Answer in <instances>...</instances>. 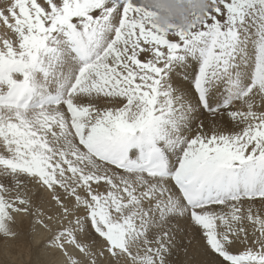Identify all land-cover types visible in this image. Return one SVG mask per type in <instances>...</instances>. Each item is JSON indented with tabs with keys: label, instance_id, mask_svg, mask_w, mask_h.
I'll return each instance as SVG.
<instances>
[{
	"label": "snow or ice",
	"instance_id": "obj_1",
	"mask_svg": "<svg viewBox=\"0 0 264 264\" xmlns=\"http://www.w3.org/2000/svg\"><path fill=\"white\" fill-rule=\"evenodd\" d=\"M211 4L0 3V245L170 264L185 221L199 264H264V0Z\"/></svg>",
	"mask_w": 264,
	"mask_h": 264
},
{
	"label": "bare ground",
	"instance_id": "obj_2",
	"mask_svg": "<svg viewBox=\"0 0 264 264\" xmlns=\"http://www.w3.org/2000/svg\"><path fill=\"white\" fill-rule=\"evenodd\" d=\"M0 3H4V0H0ZM0 35H4L3 28H0ZM39 196L40 194L37 193V199H39ZM173 227L175 229L176 236L175 244L169 257L170 264H183L184 259H187V261H185L186 263L184 262L185 264H198L201 259H208L207 257L201 256V253L199 252L202 242L195 237L194 233H192L191 235H187V228H191V226L187 222H174ZM40 233L41 232H39L38 234ZM45 236L46 235H40L38 237L44 238ZM34 238L30 240L29 237H25V239H28L29 241L27 240L26 242H24V244H35L36 240H34ZM192 242H194V245H191ZM45 249H48L46 243L41 244L39 247H32L34 259L39 261V264H48L51 259H54L55 261L58 258L59 254L53 252L51 257H45V255L42 254L43 261H41L40 252L45 251ZM188 249L193 250L194 254L192 256H187L186 252Z\"/></svg>",
	"mask_w": 264,
	"mask_h": 264
},
{
	"label": "clouds",
	"instance_id": "obj_3",
	"mask_svg": "<svg viewBox=\"0 0 264 264\" xmlns=\"http://www.w3.org/2000/svg\"><path fill=\"white\" fill-rule=\"evenodd\" d=\"M143 3L159 12L157 22L164 27H187L194 13L206 14L212 7L211 0H143Z\"/></svg>",
	"mask_w": 264,
	"mask_h": 264
},
{
	"label": "rangeland",
	"instance_id": "obj_4",
	"mask_svg": "<svg viewBox=\"0 0 264 264\" xmlns=\"http://www.w3.org/2000/svg\"><path fill=\"white\" fill-rule=\"evenodd\" d=\"M4 2H6V0H4ZM40 232L41 233L37 234L36 237L34 238V240H36V243L33 245L29 243L27 245L24 244V242L28 240L25 239V237H22L20 241H17L15 243H10L9 245L6 246L0 245V264H39L40 262L34 259L32 253V247L33 248L39 247L41 244L46 242L47 237L50 235V233L43 232L42 230ZM192 233H194L193 229L187 228V235H191ZM40 235H46V236L44 238H39L38 236ZM32 239L33 238H30V240ZM191 245H194V242H192ZM52 253L53 252H50L48 249H45V251H41L40 252L41 261H43L42 254L45 255V257L47 256L51 257ZM186 254L187 256H192L194 252L193 250L188 249ZM50 261H54V259H51ZM185 261H187V259L183 260V264L186 263Z\"/></svg>",
	"mask_w": 264,
	"mask_h": 264
}]
</instances>
